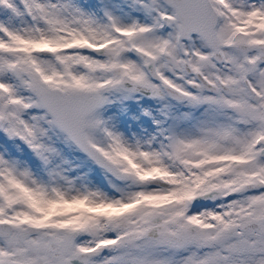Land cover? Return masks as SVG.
Returning a JSON list of instances; mask_svg holds the SVG:
<instances>
[{
    "label": "snow or ice",
    "instance_id": "obj_1",
    "mask_svg": "<svg viewBox=\"0 0 264 264\" xmlns=\"http://www.w3.org/2000/svg\"><path fill=\"white\" fill-rule=\"evenodd\" d=\"M0 264H264V0H0Z\"/></svg>",
    "mask_w": 264,
    "mask_h": 264
}]
</instances>
